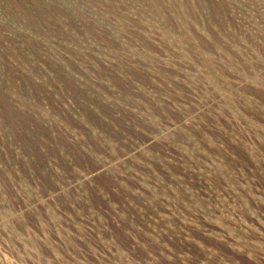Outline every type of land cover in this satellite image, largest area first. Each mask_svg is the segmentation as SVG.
<instances>
[{
    "label": "rangeland",
    "instance_id": "1",
    "mask_svg": "<svg viewBox=\"0 0 264 264\" xmlns=\"http://www.w3.org/2000/svg\"><path fill=\"white\" fill-rule=\"evenodd\" d=\"M0 264H264V0H0Z\"/></svg>",
    "mask_w": 264,
    "mask_h": 264
}]
</instances>
